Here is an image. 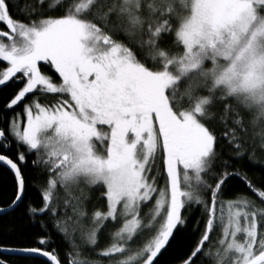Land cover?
<instances>
[{
	"label": "snow or ice",
	"instance_id": "obj_1",
	"mask_svg": "<svg viewBox=\"0 0 264 264\" xmlns=\"http://www.w3.org/2000/svg\"><path fill=\"white\" fill-rule=\"evenodd\" d=\"M8 83L0 217L31 187L39 231L0 264H159L195 209L170 264H264V0H0Z\"/></svg>",
	"mask_w": 264,
	"mask_h": 264
},
{
	"label": "trees",
	"instance_id": "obj_2",
	"mask_svg": "<svg viewBox=\"0 0 264 264\" xmlns=\"http://www.w3.org/2000/svg\"><path fill=\"white\" fill-rule=\"evenodd\" d=\"M18 87L19 85L15 83H8L6 86H0V125L4 123L7 116L12 115L11 112H4L3 105L11 97L12 93L18 89ZM29 99H31V97H29ZM22 108L23 104L17 107L15 111H21ZM14 152L15 148L13 147L10 154H14ZM31 159L32 157H29V161H31ZM245 167L249 175L257 179V183L264 180V164L259 163V161L255 164L245 162ZM25 172L29 177V183H31L35 170L29 165V167L25 169ZM12 186V175L3 167H0V206L5 205L8 201L12 191ZM242 191H247L245 185L238 179L234 178L229 182V185L225 190V194L227 196H231ZM97 196H99L98 192L94 194L93 199L95 200ZM29 200H31L34 204H39L40 202L38 192L31 187L28 189V194L25 196L24 202L20 204L15 213L0 217V245L21 246L28 245L30 241L35 240V235L39 231L38 226L31 224L27 217L21 218L24 206ZM89 207L91 208V205ZM199 215V209H195L192 212L188 229L176 233V239L173 240L172 245L160 256L159 264H170L176 253L183 247V245L191 240H194V237H192V226ZM202 227L203 225L201 224V228ZM196 235L198 236L199 233ZM103 241L104 234H102L101 239L102 246ZM51 247L56 248L60 252L61 258L63 259L65 244L58 236L54 237V243ZM2 256L5 259L11 260L12 264H44V258L38 256L25 257L19 254H9L6 252L3 253ZM91 258L103 259L98 257L95 253L92 254Z\"/></svg>",
	"mask_w": 264,
	"mask_h": 264
}]
</instances>
